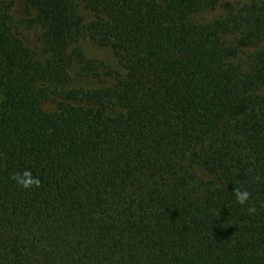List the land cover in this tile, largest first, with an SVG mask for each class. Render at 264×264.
I'll use <instances>...</instances> for the list:
<instances>
[{
	"label": "trees",
	"instance_id": "16d2710c",
	"mask_svg": "<svg viewBox=\"0 0 264 264\" xmlns=\"http://www.w3.org/2000/svg\"><path fill=\"white\" fill-rule=\"evenodd\" d=\"M25 3L46 57L0 0V264H264V0Z\"/></svg>",
	"mask_w": 264,
	"mask_h": 264
},
{
	"label": "rangeland",
	"instance_id": "374dc122",
	"mask_svg": "<svg viewBox=\"0 0 264 264\" xmlns=\"http://www.w3.org/2000/svg\"><path fill=\"white\" fill-rule=\"evenodd\" d=\"M12 2L13 16V32L24 42V44L31 49L34 56L38 60L45 59L46 55L43 51L44 40L43 32L39 24L34 20L36 16L35 10H29L26 7L25 0H7ZM234 4H241L247 2L248 0H230ZM79 13L83 18L84 25H87L92 19L93 14L86 10L82 5L79 6ZM225 11L221 7L213 8L211 10L197 13L194 19L201 23H207L213 19L223 16ZM76 46L80 47L87 58H93L103 62L108 69L114 70L115 72H123L120 63L110 46H102L94 43L88 36L84 33L79 39ZM113 77H104L103 82L93 81V80H81L79 83L84 86H101L104 84L113 83ZM78 83V84H79ZM44 108L47 111L55 110V103L53 101L44 103ZM198 174L201 179L209 180L210 174L205 171L202 167L197 166Z\"/></svg>",
	"mask_w": 264,
	"mask_h": 264
}]
</instances>
